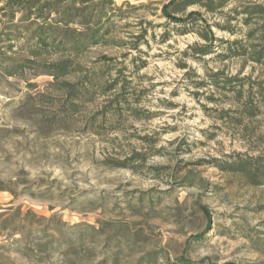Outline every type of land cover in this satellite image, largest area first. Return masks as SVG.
<instances>
[{
    "label": "rangeland",
    "instance_id": "1",
    "mask_svg": "<svg viewBox=\"0 0 264 264\" xmlns=\"http://www.w3.org/2000/svg\"><path fill=\"white\" fill-rule=\"evenodd\" d=\"M168 1L0 10V264H264V0Z\"/></svg>",
    "mask_w": 264,
    "mask_h": 264
},
{
    "label": "trees",
    "instance_id": "2",
    "mask_svg": "<svg viewBox=\"0 0 264 264\" xmlns=\"http://www.w3.org/2000/svg\"><path fill=\"white\" fill-rule=\"evenodd\" d=\"M96 0H6L5 5L0 7V10L8 9L7 17H14L15 12L13 10V4H20L21 9L24 10L25 17H33V21L36 22L37 19H41L46 23L52 15H57V21L61 22L65 26L68 25L72 20V16L81 9L80 6L87 7L90 3ZM201 0H169L167 3L162 6V13L165 17L170 19L172 22L181 23L186 19H197L200 17L198 12L192 11L189 12L186 17H179L173 14V11H170L171 6L190 5L198 3ZM101 5V11L106 4L112 2V0H99ZM258 9L264 13L262 6H258ZM55 26V27H52ZM63 28L58 25H53L51 23L44 24L38 23L32 32V37L36 39V43L42 47L47 48L52 46L56 37V32L54 30H59ZM65 28V27H64ZM50 29H52L50 31ZM54 29V30H53ZM49 30V31H48ZM96 31H90L89 36L91 39L96 37ZM59 35L68 43V34L67 27L59 32ZM207 39V36H203ZM76 40H71L72 45L76 46ZM65 43V42H63ZM74 46V47H75ZM10 47V46H8ZM208 51L207 46H201L197 49V52L200 54H206ZM256 61H261L264 59V50L256 52ZM51 70L64 73L67 69V64L63 62H55L50 65ZM55 74V72H53ZM220 169L225 171H232L240 173L247 183L252 185H260L264 183V155L248 156V155H238L228 162H222L215 164Z\"/></svg>",
    "mask_w": 264,
    "mask_h": 264
}]
</instances>
